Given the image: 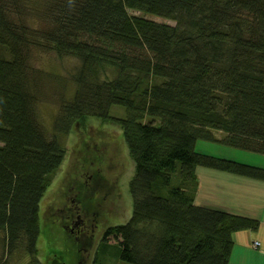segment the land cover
I'll list each match as a JSON object with an SVG mask.
<instances>
[{"label": "trees", "instance_id": "trees-1", "mask_svg": "<svg viewBox=\"0 0 264 264\" xmlns=\"http://www.w3.org/2000/svg\"><path fill=\"white\" fill-rule=\"evenodd\" d=\"M28 19L41 24L33 28ZM33 49L79 62L49 137L35 112ZM112 106L125 118L110 117ZM87 118L120 130L134 166L131 217L103 234L104 243L119 245L120 260L228 264L232 235L255 232L258 222L196 206V169L264 183V168L196 153L195 144L264 156V0H0V238L7 254L22 247L28 264H42L39 205L64 161V138ZM45 264H65L62 253H48Z\"/></svg>", "mask_w": 264, "mask_h": 264}, {"label": "rangeland", "instance_id": "rangeland-1", "mask_svg": "<svg viewBox=\"0 0 264 264\" xmlns=\"http://www.w3.org/2000/svg\"><path fill=\"white\" fill-rule=\"evenodd\" d=\"M131 17L150 20L159 24L174 26V23L162 18L149 16L137 11H128ZM33 28L41 23L28 19ZM30 67L39 77L36 87L38 98L35 107L36 117L49 137L51 124L56 116L60 101L68 100L73 91L72 75L79 67L74 58H58L54 51L33 49ZM109 115L124 119L125 110L112 106ZM217 137L220 138L217 132ZM63 146L66 152L50 188L39 205L40 236L36 246L37 260L45 264L48 253H62L65 264H126L120 258V247L109 239L103 242V234L109 227L125 225L131 217L132 200L128 192V183L133 176V163L129 158L127 148L120 130L113 124H101L100 121L87 118L80 123L69 136L64 138ZM196 153L227 159L248 166L264 165V156L238 151L220 145L197 141ZM256 166V167H258ZM264 168V166H262ZM199 170V168H197ZM87 183L86 199L89 198L96 228L92 232V240L79 251L78 243L73 240L52 219L62 198L69 197L72 187L79 188ZM175 185L172 178L170 186ZM167 191V188L163 189ZM164 191V193H165ZM85 199V198H84ZM70 237H69V236ZM29 259L22 247L7 254L0 238V264H28Z\"/></svg>", "mask_w": 264, "mask_h": 264}, {"label": "crops", "instance_id": "crops-1", "mask_svg": "<svg viewBox=\"0 0 264 264\" xmlns=\"http://www.w3.org/2000/svg\"><path fill=\"white\" fill-rule=\"evenodd\" d=\"M195 173L196 206L258 222L257 231L232 235L233 249L228 264H264V183L203 168ZM255 241L260 243L259 249L252 248Z\"/></svg>", "mask_w": 264, "mask_h": 264}, {"label": "flooded vegetation", "instance_id": "flooded-vegetation-1", "mask_svg": "<svg viewBox=\"0 0 264 264\" xmlns=\"http://www.w3.org/2000/svg\"><path fill=\"white\" fill-rule=\"evenodd\" d=\"M79 188L69 190L72 195L64 197L60 200V206L56 209V214L52 219L53 223L59 224L65 232L73 236V240L78 243L79 251H81L86 243L92 240V232L96 228L95 214H92V208L89 204V198L86 199L87 183L83 182ZM85 198V199H84ZM68 235V236H69ZM70 237V236H69ZM89 244L86 245L89 247ZM83 247V248H82Z\"/></svg>", "mask_w": 264, "mask_h": 264}, {"label": "built area", "instance_id": "built-area-1", "mask_svg": "<svg viewBox=\"0 0 264 264\" xmlns=\"http://www.w3.org/2000/svg\"><path fill=\"white\" fill-rule=\"evenodd\" d=\"M259 244L257 243V242H254L253 244H252V247L254 248V249H256L255 247L256 246H258Z\"/></svg>", "mask_w": 264, "mask_h": 264}, {"label": "bare ground", "instance_id": "bare-ground-1", "mask_svg": "<svg viewBox=\"0 0 264 264\" xmlns=\"http://www.w3.org/2000/svg\"><path fill=\"white\" fill-rule=\"evenodd\" d=\"M255 242H257V241H255ZM254 243V242H253ZM258 243V242H257ZM259 244V243H258ZM259 247H260V244L258 245V246H256L255 248L256 249H259Z\"/></svg>", "mask_w": 264, "mask_h": 264}]
</instances>
